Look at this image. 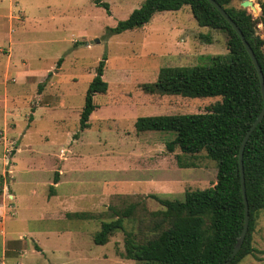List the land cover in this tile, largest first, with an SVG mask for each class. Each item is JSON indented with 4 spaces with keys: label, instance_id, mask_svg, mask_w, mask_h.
Returning <instances> with one entry per match:
<instances>
[{
    "label": "rangeland",
    "instance_id": "obj_1",
    "mask_svg": "<svg viewBox=\"0 0 264 264\" xmlns=\"http://www.w3.org/2000/svg\"><path fill=\"white\" fill-rule=\"evenodd\" d=\"M99 1L108 4L109 14L94 0H0V201L6 207L5 231L16 241L11 249L21 251L7 257L8 264H48L49 246L55 249V261L62 259L59 264H140L123 258L124 232H115L105 245L94 244L101 223L115 220L114 211L134 205L131 216L123 220L124 231L149 239L158 232L152 214L161 207L147 194L182 201L184 191L204 190L215 182L216 163L204 152L181 159L197 169L174 165L153 175L142 172L137 165L146 169L156 154L166 152L165 144L174 134L137 133L134 123L140 117L203 113L220 101L148 95L141 85L155 82L162 68L194 67L205 56L227 54L226 35L199 27L189 6L156 13L142 28L109 34L145 0ZM249 1L257 12L242 8V0L229 7L252 15L264 51V18L258 4L264 0ZM104 58L102 79L108 90L93 97L97 108L89 128L81 132L84 96ZM146 143L156 144V151L121 159L128 152L143 155ZM61 163L78 187L71 191L78 198L71 213L84 212L90 219L67 218L69 209L58 208L49 196ZM98 178L107 182L105 192L99 189ZM68 183L64 179L60 193ZM12 193L14 199L8 196ZM53 211L59 214L48 220L42 217V212ZM44 228L75 232L78 246L91 257L80 262L68 259L70 255L64 260L70 251L63 244L68 238L49 241ZM35 240L45 249V258L37 254ZM252 244L264 252V212L256 221ZM255 255L240 264H264V254Z\"/></svg>",
    "mask_w": 264,
    "mask_h": 264
},
{
    "label": "trees",
    "instance_id": "obj_2",
    "mask_svg": "<svg viewBox=\"0 0 264 264\" xmlns=\"http://www.w3.org/2000/svg\"><path fill=\"white\" fill-rule=\"evenodd\" d=\"M214 1L242 32L264 78L263 40L256 34L252 15L245 9L229 7L236 0ZM94 3L110 13L107 3L99 0H94ZM258 4L264 18V1ZM183 6H189L199 27L226 35L227 54L205 56L203 62L194 67L162 68L155 82L142 84L141 89L148 95L218 97L220 101L203 113L140 117L136 119L134 128L137 133L174 134V138L165 144V149L168 153L176 149L180 151L181 154L175 156L180 168L196 167L183 164V156L192 157L204 152L207 159L216 163V179L211 187L204 190L185 191L182 201L150 196L163 210L152 214L158 220L153 226L158 232L149 239H138L131 232L124 231L123 220L131 216L134 205L123 211H114L115 220L101 223L100 230L93 237L94 244L105 245L115 232H124L122 256L140 264H224L244 225L238 150L243 136L262 110L263 99L258 75L239 37L206 0H145L140 8L133 10L108 33L119 34L142 28L154 14L178 11ZM61 61H57L56 68L60 67ZM104 63L105 58L98 63L88 84L79 115L81 132L89 128V118L97 108L93 97L108 90V83L102 79ZM42 85L38 88L41 89ZM242 162L249 223L242 246L229 264H240L247 256L264 254L252 244L256 221L260 212H264V117L246 142ZM53 183H57L56 178ZM49 190L52 192L53 187L50 186ZM66 217L78 220L91 218L84 212L69 213Z\"/></svg>",
    "mask_w": 264,
    "mask_h": 264
},
{
    "label": "crops",
    "instance_id": "obj_3",
    "mask_svg": "<svg viewBox=\"0 0 264 264\" xmlns=\"http://www.w3.org/2000/svg\"><path fill=\"white\" fill-rule=\"evenodd\" d=\"M155 145L156 144H147L146 147L144 148L143 155H142V153L141 154L140 153H136V155H133L132 152H128V153H125V154H121L120 155L121 159L124 158V157H128V158L134 159V158H140L141 156H149V155H151V153L156 151V149H155L156 146ZM17 151H18V148H17ZM108 153H110L109 155L112 154L109 151H108ZM180 154L181 153H180V151L178 149H176L172 153H168L167 151L165 152L164 150H162L160 152V154H158V155L156 154V156H155V158H153V160H150V163L146 166V169L143 170V167H141L139 165H137V167L139 169H142V172L148 173V174L152 173V175L155 172L160 171V169H163V166L171 168V167H174V165H176V167L178 169H184V168L178 167L177 164H176L175 156L176 155H180ZM108 161H110V159ZM195 166L196 167H193L192 169L200 168L197 165H195ZM57 171L58 172H55V176H54V178H56V180H57V183H55V184L53 183L52 184L53 190H52V192H50V190H49V192H50L49 196H52V201H54V204L58 208L69 209L67 212H70V213H71V211L74 212V209L76 208V206L74 205V202L78 198L75 197V196H72L71 191H74V187H76V189L78 191V187L73 185V184L76 183V181L72 182V181H70L69 178H67L68 173L66 171H68V170H66V168H65V163H61V169H59ZM109 171L110 170L107 169L106 173H109ZM73 172H75V170H73ZM57 173H59L60 179H58V174ZM64 179L67 182H69L68 183L69 186H67L65 188V192L64 193H60L59 189L61 190V186L64 184ZM98 181H99V189L104 191L105 188H107L106 187L107 186V182L105 181V179L102 180V179H99V178H98ZM7 188H8V190H10L12 192V190H11V188L9 186ZM5 194H6V192L4 193V195ZM184 194H185V191H184ZM32 195H36V192H34ZM147 195H149V197L150 196H155V197L160 198L159 196L154 195V194H147ZM8 196H10L11 199H14L13 193L11 195H8ZM159 206L161 207L160 210H163V207L160 204H159ZM4 213H6V207L4 208V204H3V200H2V201H0V245H1L0 264H8V262L6 261L7 257L15 256L16 253L19 254L21 252L20 250L17 251V250L11 249L12 248L11 243L12 242L15 243L16 241L15 240H11L10 239L11 237L9 236V233L7 231H5V225H4V221L5 220L4 219L6 218V215ZM58 214H59V212H54V211L52 213L51 212H46V213L42 212V217H45V220H48V219H51V218L55 217ZM44 236L47 237V239L49 241H52V242L56 241V242H59V243H61L63 241V239L61 237H67L68 238V239L65 238V242L63 244H66L68 247H70V251L65 254L64 260H67L66 257H71L70 255H72V258H68V259L80 260V262L84 261V260L86 261L85 257H88V258H89V256L91 257V255L89 253H87V252L85 253L82 250V248H80L78 246L75 232H56V231L54 232L52 230H49V228H44ZM18 239H20V237H18ZM34 242L36 243L35 249L37 251V254H40L43 258H45V255H46L45 249H43L42 247H39L38 242L36 240ZM49 247H50V249H52V251H50V252L48 251V254L51 255V259L49 258L48 264H59L58 262H61L62 259L59 258L60 259V260L58 259L59 261H55V259H54V257H55L54 256L55 249L52 248L51 246H49Z\"/></svg>",
    "mask_w": 264,
    "mask_h": 264
},
{
    "label": "water",
    "instance_id": "obj_4",
    "mask_svg": "<svg viewBox=\"0 0 264 264\" xmlns=\"http://www.w3.org/2000/svg\"><path fill=\"white\" fill-rule=\"evenodd\" d=\"M213 8H215L217 10V12L222 16V18L230 25V27L232 28V30L236 33V35L239 37V39L241 40V43L246 51V53L248 54L255 70L256 73L258 75V79H259V84H260V91H261V95H262V99H263V107L262 110L260 112V114L257 116V118L254 120V122L251 124L250 128L247 130V132L245 133V135L243 136V139L241 141V144L239 146V150H238V165H239V172H240V182H241V194H242V198H243V203H244V225L242 228V231L239 235V238L231 252V255L229 257V259L224 263V264H229L230 261L235 257V255L238 253V251L240 250L242 243L244 241L245 235L247 233V229H248V223H249V215H248V205H247V200H246V195H245V185H244V174H243V162H242V158H243V151L246 145V142L248 141L251 133L255 130V128L258 126V124L262 121L263 117H264V78L261 72V68L257 62V59L250 47V45L248 44V42L245 40L242 32L240 31V29L238 28V26L235 24V22L229 17V15L226 13V11L219 6L214 0H206ZM242 8H248L250 10H254V5L251 1L249 0H242V2L240 3Z\"/></svg>",
    "mask_w": 264,
    "mask_h": 264
}]
</instances>
